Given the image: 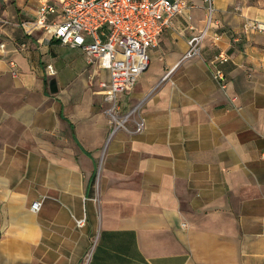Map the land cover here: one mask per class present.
I'll use <instances>...</instances> for the list:
<instances>
[{
	"label": "crops",
	"instance_id": "crops-1",
	"mask_svg": "<svg viewBox=\"0 0 264 264\" xmlns=\"http://www.w3.org/2000/svg\"><path fill=\"white\" fill-rule=\"evenodd\" d=\"M185 1L109 137L107 72L24 32L39 0H0V264H264V34L216 0L222 28L180 62L205 27L202 0Z\"/></svg>",
	"mask_w": 264,
	"mask_h": 264
},
{
	"label": "built area",
	"instance_id": "built-area-1",
	"mask_svg": "<svg viewBox=\"0 0 264 264\" xmlns=\"http://www.w3.org/2000/svg\"><path fill=\"white\" fill-rule=\"evenodd\" d=\"M202 2L205 27L187 38L180 62L199 56L207 31L222 28L216 18L215 1ZM188 9L190 6L185 0H39L33 20L21 23L20 27L27 34L45 32L60 44L81 50L88 64L107 72L108 81H101L98 86L106 104L104 114L111 129L110 137L137 113L135 106L123 109L118 95L134 88L139 75L147 69L149 49L156 46L158 38L172 26L174 19L184 16L189 22ZM242 32L264 34V21L246 17ZM224 59L225 55L219 52L209 64L214 67ZM9 66L11 75L15 76V64L10 62ZM46 73L54 75L52 66H46ZM211 76L220 88H225L227 79L219 68L214 67ZM143 128L144 122L139 118L135 131L141 132ZM38 208L37 201L30 206L32 211ZM76 224L82 226L83 220H77Z\"/></svg>",
	"mask_w": 264,
	"mask_h": 264
},
{
	"label": "rangeland",
	"instance_id": "rangeland-1",
	"mask_svg": "<svg viewBox=\"0 0 264 264\" xmlns=\"http://www.w3.org/2000/svg\"><path fill=\"white\" fill-rule=\"evenodd\" d=\"M214 1L216 6V0ZM220 1L227 2L228 6L235 7L234 11L243 15V17L251 18L253 16L252 14L264 13V0H220Z\"/></svg>",
	"mask_w": 264,
	"mask_h": 264
}]
</instances>
